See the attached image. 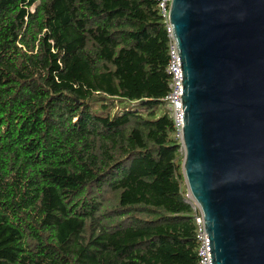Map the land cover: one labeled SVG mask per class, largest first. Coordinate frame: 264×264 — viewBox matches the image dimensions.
Wrapping results in <instances>:
<instances>
[{
  "label": "trees",
  "instance_id": "trees-1",
  "mask_svg": "<svg viewBox=\"0 0 264 264\" xmlns=\"http://www.w3.org/2000/svg\"><path fill=\"white\" fill-rule=\"evenodd\" d=\"M158 5L0 0V264H198Z\"/></svg>",
  "mask_w": 264,
  "mask_h": 264
},
{
  "label": "water",
  "instance_id": "water-1",
  "mask_svg": "<svg viewBox=\"0 0 264 264\" xmlns=\"http://www.w3.org/2000/svg\"><path fill=\"white\" fill-rule=\"evenodd\" d=\"M182 175L211 264H264V0H171Z\"/></svg>",
  "mask_w": 264,
  "mask_h": 264
},
{
  "label": "built area",
  "instance_id": "built-area-1",
  "mask_svg": "<svg viewBox=\"0 0 264 264\" xmlns=\"http://www.w3.org/2000/svg\"><path fill=\"white\" fill-rule=\"evenodd\" d=\"M171 0H159V12L165 24V30L168 34L169 45H168V63L166 72L170 77L169 91L164 97L165 108L169 112V115L173 121V128L175 130V137L181 144L182 137V107L180 105V98L178 94H181V83H179L180 71L177 66L178 56L174 41L171 37V30L168 25V11ZM182 149V148H181ZM193 204V203H192ZM197 210V215L194 216L196 226V239L198 242V264H211L210 247L207 235L203 228L202 217L198 212L197 207L193 204Z\"/></svg>",
  "mask_w": 264,
  "mask_h": 264
},
{
  "label": "rangeland",
  "instance_id": "rangeland-1",
  "mask_svg": "<svg viewBox=\"0 0 264 264\" xmlns=\"http://www.w3.org/2000/svg\"><path fill=\"white\" fill-rule=\"evenodd\" d=\"M187 200L192 202V200L190 199V197L187 195ZM193 203V202H192ZM194 204V203H193Z\"/></svg>",
  "mask_w": 264,
  "mask_h": 264
},
{
  "label": "bare ground",
  "instance_id": "bare-ground-1",
  "mask_svg": "<svg viewBox=\"0 0 264 264\" xmlns=\"http://www.w3.org/2000/svg\"><path fill=\"white\" fill-rule=\"evenodd\" d=\"M180 146H181V144H180ZM182 148V147H181ZM183 151V150H182Z\"/></svg>",
  "mask_w": 264,
  "mask_h": 264
}]
</instances>
